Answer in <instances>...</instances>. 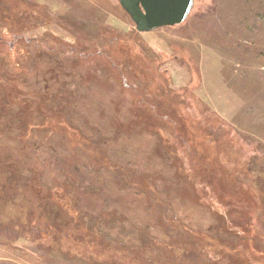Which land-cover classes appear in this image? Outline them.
Masks as SVG:
<instances>
[{"label":"rangeland","instance_id":"rangeland-1","mask_svg":"<svg viewBox=\"0 0 264 264\" xmlns=\"http://www.w3.org/2000/svg\"><path fill=\"white\" fill-rule=\"evenodd\" d=\"M0 264H264V0H0Z\"/></svg>","mask_w":264,"mask_h":264},{"label":"water","instance_id":"water-1","mask_svg":"<svg viewBox=\"0 0 264 264\" xmlns=\"http://www.w3.org/2000/svg\"><path fill=\"white\" fill-rule=\"evenodd\" d=\"M139 31L175 25L185 21L194 0H119Z\"/></svg>","mask_w":264,"mask_h":264},{"label":"flooded vegetation","instance_id":"flooded-vegetation-1","mask_svg":"<svg viewBox=\"0 0 264 264\" xmlns=\"http://www.w3.org/2000/svg\"><path fill=\"white\" fill-rule=\"evenodd\" d=\"M131 17V16H130ZM114 47V46H113ZM113 47H104V46H102V45H99V48H100V50H98L99 52H100V54L103 56V57H101L100 59H97L96 61H94V64H97V67H98V71H100V72H102L101 73V75L102 76H105L104 75V72H105V69H108V68H106L105 66H106V62L109 60V61H111V65L114 67V68H116V70L117 71H119V72H121V70L123 69L122 68V66L114 59V58H112L113 57V55H112V49H113ZM133 50V49H132ZM128 65V64H127ZM127 67H129L130 68V66L128 65ZM109 71H110V69H109ZM107 76H110V73L108 72V75ZM123 76V77H122ZM122 77V79H121V81L123 82L124 80H125V86L126 87H128V88H131L130 90L132 91V89L133 90H137V92H138V94L141 96V97H139V102H140V104L142 105V104H145V105H148V106H150L151 108H153V105L151 104V102L148 100V97H147V95L144 93V92H142V90H140V87L139 86H137L135 83L133 84L132 82L130 83V79H128L129 77L127 76V78L124 76V75H120V78ZM118 78H119V75H118ZM148 123H147V121L146 122H144V125L146 126ZM150 126V125H149ZM147 128H149V127H147ZM151 128V127H150ZM149 128V129H150ZM157 130V129H156ZM160 131H156L155 133H158L161 137H163L164 139H166V140H168L169 141V143H170V145H171V140L167 137V134H165V132H164V130L162 129V127H161V129H159Z\"/></svg>","mask_w":264,"mask_h":264},{"label":"bare ground","instance_id":"bare-ground-1","mask_svg":"<svg viewBox=\"0 0 264 264\" xmlns=\"http://www.w3.org/2000/svg\"><path fill=\"white\" fill-rule=\"evenodd\" d=\"M168 26H172V25H168ZM163 27V26H162ZM159 28V27H158ZM156 29V28H155Z\"/></svg>","mask_w":264,"mask_h":264},{"label":"trees","instance_id":"trees-1","mask_svg":"<svg viewBox=\"0 0 264 264\" xmlns=\"http://www.w3.org/2000/svg\"><path fill=\"white\" fill-rule=\"evenodd\" d=\"M134 51V50H133Z\"/></svg>","mask_w":264,"mask_h":264}]
</instances>
